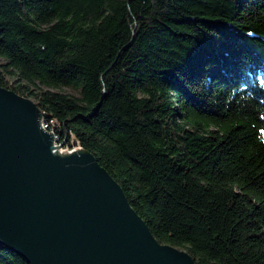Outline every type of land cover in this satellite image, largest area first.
Returning a JSON list of instances; mask_svg holds the SVG:
<instances>
[{
	"label": "trees",
	"instance_id": "16d2710c",
	"mask_svg": "<svg viewBox=\"0 0 264 264\" xmlns=\"http://www.w3.org/2000/svg\"><path fill=\"white\" fill-rule=\"evenodd\" d=\"M0 87L92 154L160 244L264 264V0H0ZM0 264L28 263L0 246Z\"/></svg>",
	"mask_w": 264,
	"mask_h": 264
},
{
	"label": "water",
	"instance_id": "95a60500",
	"mask_svg": "<svg viewBox=\"0 0 264 264\" xmlns=\"http://www.w3.org/2000/svg\"><path fill=\"white\" fill-rule=\"evenodd\" d=\"M43 116L0 87V246L28 264H196L154 238L92 154L61 152Z\"/></svg>",
	"mask_w": 264,
	"mask_h": 264
},
{
	"label": "built area",
	"instance_id": "2783aa9c",
	"mask_svg": "<svg viewBox=\"0 0 264 264\" xmlns=\"http://www.w3.org/2000/svg\"><path fill=\"white\" fill-rule=\"evenodd\" d=\"M40 126L45 132L54 135V140L56 141L54 144L56 146H59L60 151H65L69 153L78 149L74 146V143L71 142L70 138L61 140L57 133L58 127H56L55 123H50L48 120H41Z\"/></svg>",
	"mask_w": 264,
	"mask_h": 264
},
{
	"label": "rangeland",
	"instance_id": "374dc122",
	"mask_svg": "<svg viewBox=\"0 0 264 264\" xmlns=\"http://www.w3.org/2000/svg\"><path fill=\"white\" fill-rule=\"evenodd\" d=\"M10 82H12L14 80V78H9ZM51 91H54V92H62V93H65V94H69V95H76L72 90H70L69 88H62V89H52ZM55 120V119H54ZM58 123V128L60 127V124L59 122L57 121ZM75 145V144H74ZM78 148V147H76ZM79 149V148H78Z\"/></svg>",
	"mask_w": 264,
	"mask_h": 264
},
{
	"label": "bare ground",
	"instance_id": "6f19581e",
	"mask_svg": "<svg viewBox=\"0 0 264 264\" xmlns=\"http://www.w3.org/2000/svg\"><path fill=\"white\" fill-rule=\"evenodd\" d=\"M42 120H45V117L43 116ZM72 141V140H71ZM73 143V142H72ZM76 147V145H74ZM61 152H65V151H61Z\"/></svg>",
	"mask_w": 264,
	"mask_h": 264
}]
</instances>
